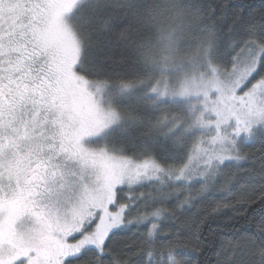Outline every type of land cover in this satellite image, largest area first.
Instances as JSON below:
<instances>
[{
    "label": "snow or ice",
    "instance_id": "obj_1",
    "mask_svg": "<svg viewBox=\"0 0 264 264\" xmlns=\"http://www.w3.org/2000/svg\"><path fill=\"white\" fill-rule=\"evenodd\" d=\"M71 3L0 0V264H210L201 229L222 216L256 231L215 264H264V159L233 163L242 144L264 145V119L218 120L191 157L109 145L100 83L65 43ZM215 8L228 57L247 51L255 63L242 94L264 83V3Z\"/></svg>",
    "mask_w": 264,
    "mask_h": 264
},
{
    "label": "trees",
    "instance_id": "obj_2",
    "mask_svg": "<svg viewBox=\"0 0 264 264\" xmlns=\"http://www.w3.org/2000/svg\"><path fill=\"white\" fill-rule=\"evenodd\" d=\"M220 3L221 0H83L70 13L67 23L71 22L82 41L80 70L100 85H108L117 99L119 123L103 134L109 145L129 155L146 152L159 158L164 150L193 155L199 131L190 124L189 108L183 102H176V106L160 100L156 90L171 88L179 75H188L187 62L192 59L199 58L206 69L214 64L225 71L240 61L244 52L232 60L222 43L223 21L213 14ZM224 3H253L259 7L264 0ZM174 52L175 58L171 57ZM168 103L172 106L166 108ZM240 151L245 159L233 163L249 170L259 169L264 159V145L259 140L242 144ZM142 191L148 194L152 190ZM201 230L205 251L199 255L215 264L217 256L238 238V233L250 235L256 228L251 219L246 222L242 217L222 216L209 219Z\"/></svg>",
    "mask_w": 264,
    "mask_h": 264
},
{
    "label": "rangeland",
    "instance_id": "obj_3",
    "mask_svg": "<svg viewBox=\"0 0 264 264\" xmlns=\"http://www.w3.org/2000/svg\"><path fill=\"white\" fill-rule=\"evenodd\" d=\"M82 1L72 0L63 21L67 33L65 43L69 49L73 48L74 45L78 46L80 58L82 41L71 22L69 23L70 26L67 23V18ZM181 23L179 22L180 26ZM171 57L175 58L176 52ZM167 58L170 59L169 56ZM192 60L193 62H187L186 71L188 75H185V77L184 74L179 75L174 84L175 86L171 85V88L166 87V89L161 88L158 91L156 90V93L160 97L159 99L164 102L176 106L179 105L176 102H183L189 108L192 115L190 124L194 131H199L196 134L197 140L194 150L202 142H208L209 136L216 131L215 124L218 120L234 116L236 113L247 114L253 122L264 119V83L249 88L242 94L239 91L255 70V63L247 51L242 54L240 61L235 63L228 71L219 69L214 64L212 68L206 69V66H203V61L199 58ZM166 80L170 82L173 79ZM115 99L116 96L113 95L108 85H100L93 103L103 117L102 136L119 123V115L115 107L117 99ZM169 103L165 105L166 108L172 106Z\"/></svg>",
    "mask_w": 264,
    "mask_h": 264
}]
</instances>
